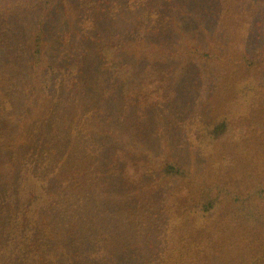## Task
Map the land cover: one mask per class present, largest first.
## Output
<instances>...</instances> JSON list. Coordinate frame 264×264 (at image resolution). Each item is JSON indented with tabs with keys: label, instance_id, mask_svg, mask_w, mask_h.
Listing matches in <instances>:
<instances>
[{
	"label": "rangeland",
	"instance_id": "1",
	"mask_svg": "<svg viewBox=\"0 0 264 264\" xmlns=\"http://www.w3.org/2000/svg\"><path fill=\"white\" fill-rule=\"evenodd\" d=\"M186 1L177 0L175 5L181 14L177 10L171 11L175 16L167 34L150 32L146 37L148 44L138 43L139 39H135L136 45L142 49L126 48V61L137 65L157 62L174 70L171 83L174 98L171 102L160 103L151 91L145 98L148 103L156 101L154 105L131 107L128 103L123 104L117 91L104 82L101 75L92 73L97 55L89 49L86 57L90 59L84 64L86 70L83 73L87 78L84 80L81 76L82 88L71 102L73 104L60 107L61 117L69 113L75 122L68 121L72 124L67 127L58 125L56 131H45L49 124L43 126L36 122L44 108L51 110L52 103L41 102L34 107L32 116L22 122L12 120V135L17 140L15 147L30 148L37 140L42 145L45 139L61 148V161L68 172L60 165L53 176L52 170L46 171L54 189L50 191L53 196L68 192L70 186L80 189L83 179L97 175L91 172L92 168L95 169L93 163L85 161L86 149L91 145L85 135L96 139L94 143L102 141L107 149L124 150L136 160L150 164L149 158H152V165L156 168L168 157L185 164L193 178L172 186L160 187L157 175L142 189L135 188L129 193L128 189H114L111 184H96L97 192L80 195L87 197L89 206L86 208L96 211L95 218L76 202L74 205L76 211L80 210L79 216H73L70 213L72 207L67 211L52 198L51 208L45 214L46 223H59L62 230L69 224L77 225V234L84 230V220L90 218L91 229H95L94 223L101 229L100 243L109 244L108 250L113 255L111 264L123 262L125 255L132 260H128V264L147 262L165 234L167 220L170 228H174L172 237L181 243L173 251L174 257L181 262L264 264V225L250 233L245 232L258 223L254 221L264 218V201L262 193L257 190L262 187L260 185L264 186V74L260 77L261 87L258 86L253 94L256 99L251 100L247 90L253 80L249 84L245 82L254 73L247 74L244 65L237 62L244 56L251 58L254 55L249 40L244 41L247 31L241 21L244 18L248 23L255 15L260 21L258 29L264 31V0ZM214 6L217 8L213 10ZM67 13L66 10L61 12L62 21L69 17ZM124 25L122 21L114 25L101 23L105 33L118 36L112 41L113 45L122 44L123 47L129 41L123 31ZM84 26L91 31L89 19ZM75 29L82 30L78 26ZM133 41L134 38L129 42ZM201 50L211 63L200 56ZM98 81L103 84L99 86ZM221 120L226 121L225 131L220 137H213L211 129ZM35 126L41 132L34 130ZM65 133H69L66 146L59 144ZM28 141L31 144L28 145ZM194 141L199 145L191 151L190 143L194 145ZM8 152L12 155V148ZM105 157L108 159L107 155ZM17 158L11 162L12 181L24 189L32 188L34 183L42 186L40 181L45 172L38 170L40 164L36 159L21 160L20 155ZM11 165L8 162L0 170V179L4 183H7V171ZM70 171L74 174L72 177ZM66 181L69 184L65 189L60 186L57 189V184ZM205 186L212 187V197L222 196V199L215 223L209 227L203 225L201 229L190 212ZM100 201L106 205L100 206ZM108 236L109 242H105ZM159 237L161 239L157 240ZM7 241L6 237L0 242L2 249ZM0 264L18 263L0 260Z\"/></svg>",
	"mask_w": 264,
	"mask_h": 264
},
{
	"label": "trees",
	"instance_id": "2",
	"mask_svg": "<svg viewBox=\"0 0 264 264\" xmlns=\"http://www.w3.org/2000/svg\"><path fill=\"white\" fill-rule=\"evenodd\" d=\"M176 3L177 0H0V170L8 162L11 165L12 160L18 159L20 155L21 160L35 158L37 164H40L38 170L45 172L40 187L34 183L32 188L24 189L18 182L14 183L12 165L7 171V183L0 179V242L8 238L3 249L0 246V260L18 264H111L113 255L108 250L109 244L100 243L101 229L96 223L95 229H91L90 218L84 220V230L77 234V225L69 224L62 230L59 223H46L45 214L51 208L52 198L67 211L72 207L70 213L73 216H79L80 210L76 211L74 205L76 202L95 218L96 211L87 210L88 199L83 196L97 192L96 184H111L114 189H128L129 193L135 188L142 189L155 175L160 187L193 178L185 164L172 157L161 160L156 168L152 165V158H149L150 165L136 160L130 153L119 148L107 149L102 141L94 143L96 139L85 135L91 144L86 149L88 156L85 161L93 163L95 169L92 168L91 172L97 175L83 179L80 189L70 186L66 190L68 192L53 196L50 191L54 189L50 186L51 179L46 171L52 170L53 176L60 165L68 172L61 161V148L51 145L45 139L42 145L37 140L30 148L21 145L15 147L17 140L12 135L11 125L13 119L22 122L27 116H32L34 107L45 101L52 103L51 110L44 108L36 122L43 126L49 124L44 128L45 131H56L58 125L67 127L72 124L68 121L74 123L75 118L69 116V113L61 117L60 107L70 104L82 88V79L87 78L83 73L86 70L84 64L90 59L86 57L89 56V49L97 55L92 73L101 75L103 81L117 91V97L123 104L128 103L131 107L154 105L156 101L148 103L145 98L151 91L160 103L171 102L174 98L171 88L174 70L157 62L137 65L126 61V53L129 48L142 49L136 45L135 39H139L138 43L148 44L146 37L150 32L163 31L167 34L175 16L171 11L180 10ZM216 8L214 6L213 10ZM65 10L70 15L62 21L61 12ZM87 19L91 31H87L84 26ZM121 21L125 24L123 31L129 41L134 38L133 42L126 41L124 47L122 44L113 45L112 41L118 36L108 35L101 26V23L114 25ZM241 23L247 31V39L245 37L244 41L249 40L254 55L251 58L244 56L237 62L244 65L247 74L254 73L245 83L249 84L253 80L247 92L251 94V100H255L253 94L258 86L261 87L260 77L264 74V31L258 29L260 21L256 20L255 15L248 23H245L244 18ZM75 26L82 30L76 31ZM200 53L202 58L211 63L208 56L204 57L202 50ZM254 76H258V79H253ZM96 83L99 86L103 84L100 81ZM63 111L67 112V109ZM225 123V120H221L212 127L213 137L223 134ZM36 129L41 132L37 126ZM68 139L69 133H65L59 144L68 145ZM191 143V151L198 148L199 144L195 141L194 145ZM27 144H31V141ZM11 148L12 155L8 152ZM101 155L102 158L96 161ZM71 175L74 174L70 171ZM67 182L57 184V189L59 186L65 189L66 184H69ZM260 186L257 190L262 193L261 199L264 201V186ZM211 188L203 187L199 201L193 204L190 212L201 229L203 225L209 227L215 223L221 206L222 196L212 197ZM63 198L66 199L65 204ZM102 205H106V202L100 201ZM65 210L61 211L66 213ZM254 222L258 223L251 225L250 230H245L246 233L264 225V218ZM165 223V234L162 239L157 238L161 240L156 245V252L144 264H194L181 262L174 257L173 251L181 243L172 237L174 228H170V221ZM104 241L109 242V236ZM128 260L131 258L125 255L124 261H119V264H128Z\"/></svg>",
	"mask_w": 264,
	"mask_h": 264
}]
</instances>
